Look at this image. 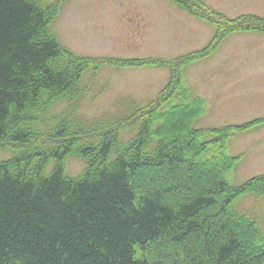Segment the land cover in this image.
Segmentation results:
<instances>
[{
	"label": "trees",
	"instance_id": "1",
	"mask_svg": "<svg viewBox=\"0 0 264 264\" xmlns=\"http://www.w3.org/2000/svg\"><path fill=\"white\" fill-rule=\"evenodd\" d=\"M67 1L0 0V152H13L0 159V264H264V235L237 207L264 196V174L239 186L228 178L242 157L229 139L264 117L197 128L207 102L186 80V67L229 35L264 33V17L172 0L216 28L206 47L173 59L93 57L54 33ZM104 66L169 67L170 79L145 107L91 124L78 116V85ZM61 101L65 111L48 120ZM70 157L84 162L77 176L66 173Z\"/></svg>",
	"mask_w": 264,
	"mask_h": 264
},
{
	"label": "rangeland",
	"instance_id": "2",
	"mask_svg": "<svg viewBox=\"0 0 264 264\" xmlns=\"http://www.w3.org/2000/svg\"><path fill=\"white\" fill-rule=\"evenodd\" d=\"M231 18L264 17V0H204ZM61 42L75 53L93 57L173 59L206 47L216 28L180 8L172 0H68L52 26ZM169 67L104 66L84 73L78 89V116L91 124H113L148 105L168 84ZM186 80L207 102L195 121L200 129L242 125L264 117V33L229 35L211 56L186 67ZM67 101L57 103L47 119L59 116ZM48 125H40L46 130ZM133 128L120 133L126 142ZM229 152L242 156L228 178L239 186L264 174V126L235 133ZM13 152H0L9 158ZM52 164L47 168L50 170ZM84 162L70 157L66 173L77 176ZM238 209L254 218L264 235V196L247 194Z\"/></svg>",
	"mask_w": 264,
	"mask_h": 264
}]
</instances>
